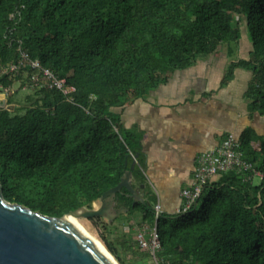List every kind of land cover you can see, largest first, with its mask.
Listing matches in <instances>:
<instances>
[{
	"label": "trees",
	"instance_id": "trees-1",
	"mask_svg": "<svg viewBox=\"0 0 264 264\" xmlns=\"http://www.w3.org/2000/svg\"><path fill=\"white\" fill-rule=\"evenodd\" d=\"M243 31L250 50L238 59ZM221 45L231 60L221 86L236 69L249 71L247 109L264 118V0H0V94L13 106L0 108L4 199L51 217L91 209L135 154L133 186L145 185L141 134L124 129L112 109L143 98ZM22 53L74 86L71 98L41 78L32 82L27 63L8 72ZM238 143L251 169L217 174L186 212L156 218L146 185L144 203L132 204L125 189L116 193V210L127 209L131 224L123 247L134 245L144 264H153L128 233L137 214V230L156 227L157 256L169 264H264V137L245 133ZM89 221L98 227L103 220ZM101 225L110 233L114 222Z\"/></svg>",
	"mask_w": 264,
	"mask_h": 264
},
{
	"label": "crops",
	"instance_id": "crops-1",
	"mask_svg": "<svg viewBox=\"0 0 264 264\" xmlns=\"http://www.w3.org/2000/svg\"><path fill=\"white\" fill-rule=\"evenodd\" d=\"M218 60L213 55L201 58L143 98L112 109L124 129L141 134L144 183L163 214H177L199 156L216 150L224 135L232 134L237 141L245 133L264 137V118L249 114L244 97L251 73L236 69L221 86L231 60Z\"/></svg>",
	"mask_w": 264,
	"mask_h": 264
},
{
	"label": "water",
	"instance_id": "water-1",
	"mask_svg": "<svg viewBox=\"0 0 264 264\" xmlns=\"http://www.w3.org/2000/svg\"><path fill=\"white\" fill-rule=\"evenodd\" d=\"M0 108L11 110L13 106L0 98ZM137 157L138 154L132 157L120 182L101 195L98 207H79L61 217L7 202L0 183V264H113L90 236L68 217L76 220L100 217L112 223L127 212L124 207L114 208L115 195L121 189L127 191L126 196L132 199V204L144 203V185L133 186L132 171Z\"/></svg>",
	"mask_w": 264,
	"mask_h": 264
},
{
	"label": "built area",
	"instance_id": "built-area-1",
	"mask_svg": "<svg viewBox=\"0 0 264 264\" xmlns=\"http://www.w3.org/2000/svg\"><path fill=\"white\" fill-rule=\"evenodd\" d=\"M24 63H27L31 69L35 71L31 77L32 82L37 83L41 78L47 88H54L68 98H71L72 94L75 92L74 86L67 85L64 79H58L51 71L42 68L37 61L29 60L27 55L23 53L21 54V60L17 64H11L8 67V72H16ZM238 149V141L232 134H228L216 150L199 156L197 167L193 175V183L190 188L184 189L181 192L183 205L177 211V214L188 211L192 205L197 202L203 190L213 181L217 174L234 168L243 170L251 169V165L247 164L242 159ZM255 174L259 175L258 172H255ZM154 212L156 218L161 214V207L158 204L154 206ZM136 240L141 249L149 252L153 264H169L167 260L157 256V252L160 250L161 246L156 227L149 229L143 226L141 231L137 234Z\"/></svg>",
	"mask_w": 264,
	"mask_h": 264
},
{
	"label": "rangeland",
	"instance_id": "rangeland-1",
	"mask_svg": "<svg viewBox=\"0 0 264 264\" xmlns=\"http://www.w3.org/2000/svg\"><path fill=\"white\" fill-rule=\"evenodd\" d=\"M249 50H250V43L246 37L245 32L243 31L242 38H241L239 46L237 47V50H236L237 58L238 59L243 58V57L247 58V53ZM226 51H227L226 46L221 45V46L217 47V50L212 55L215 56L217 59H219L218 61L221 62L222 58H224V57L227 58V55H226L227 52ZM226 61H229V59L227 58ZM17 86L18 85H16L15 87H17ZM25 93H26L25 91H22V92H20L19 96L24 97ZM6 96H7L6 93L0 94L1 99L6 100ZM258 182H259L258 178H255L254 183H258ZM148 200H149V203L152 205L153 200L152 199L151 200L148 199ZM200 202H201V200H200ZM199 204H198V207H199ZM93 207L94 208L98 207V201L92 205V208ZM129 218L130 217L128 215L123 214V216H121L119 219H117L116 221L114 220L113 221L114 225L111 228L112 230L110 231V233L105 231L101 225V224H104V222H107L104 218H102L103 221L98 227H94L93 224L87 219H77V220H78L79 224L82 225V227L85 229V232L88 233L90 236L94 237L103 246H104V244L101 241L100 237L105 238L111 244H113L114 247L116 248L117 252H118V256L120 258V261H122L124 264H144L145 258L139 253V251L136 249V247L134 245L129 244L126 247H123V245H122L123 240H127V233H126L127 230L125 229V227H128L131 225L130 223H128ZM138 220H139V215L134 214V218L132 220L133 221L132 227H134V228L132 230L130 229L131 231L128 230V233L132 234L131 236L135 239H136L137 234L141 231V230H137ZM105 249H106V247H105ZM114 260L118 264H120L115 258H114Z\"/></svg>",
	"mask_w": 264,
	"mask_h": 264
},
{
	"label": "bare ground",
	"instance_id": "bare-ground-1",
	"mask_svg": "<svg viewBox=\"0 0 264 264\" xmlns=\"http://www.w3.org/2000/svg\"><path fill=\"white\" fill-rule=\"evenodd\" d=\"M70 220H72L81 230L85 232V229L82 227V225L79 224L78 220L73 218L72 216L68 217ZM86 233V232H85ZM88 234V233H87ZM89 235V234H88ZM90 236V235H89ZM91 240L96 244V246L112 261L113 264H117V262L114 260V258L109 254V252L105 249V247L98 242L94 237L90 236Z\"/></svg>",
	"mask_w": 264,
	"mask_h": 264
},
{
	"label": "flooded vegetation",
	"instance_id": "flooded-vegetation-1",
	"mask_svg": "<svg viewBox=\"0 0 264 264\" xmlns=\"http://www.w3.org/2000/svg\"><path fill=\"white\" fill-rule=\"evenodd\" d=\"M114 208L116 209V203H115V207Z\"/></svg>",
	"mask_w": 264,
	"mask_h": 264
}]
</instances>
